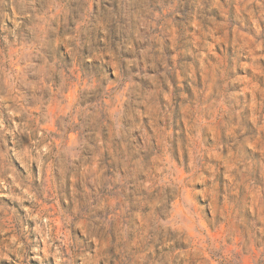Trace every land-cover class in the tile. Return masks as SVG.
<instances>
[{
  "label": "clouds",
  "instance_id": "9594fccd",
  "mask_svg": "<svg viewBox=\"0 0 264 264\" xmlns=\"http://www.w3.org/2000/svg\"><path fill=\"white\" fill-rule=\"evenodd\" d=\"M95 2L98 7L93 12L89 0H79L71 11L56 0H28L26 4L23 0H0V17L16 24V29L0 34V95L13 102L11 108L7 103L4 108L24 117L19 124L12 120L16 127L8 128L0 112V164L4 165L0 184L7 190L0 195L21 201L27 219H34L23 201L29 200L33 208L42 202L55 204L57 196L47 182V172H55L54 188L58 187L64 208L59 211L57 206L64 224L63 238L55 239L63 249L65 264H229L225 253L230 248L241 250L231 252V264H243L245 256L255 261L253 243L264 253V213L254 214L257 204L252 193L258 191L257 182L264 184V165L254 174L239 156L259 139L245 135L243 121L255 116L256 126L264 129V93L257 111L246 113L248 103L242 106L236 90L228 88L233 80H239L237 69L241 65L213 63L202 50L195 56L189 52L185 57L188 62L178 65L184 88L173 90L168 82L170 75H176L175 68L158 70L162 83H157L148 77L147 69L167 63L161 37L171 38L168 33L176 13L170 17L165 11L171 12L175 4L166 5L165 0H104V6L99 7L101 0ZM244 7L264 22V6L250 3ZM156 25L159 33L154 30ZM42 27L47 31L42 32ZM29 39L31 43L25 47ZM257 39L264 37L258 34ZM58 43L63 50L57 49ZM42 49L47 50V57ZM29 51L34 57L24 55ZM21 59L25 73L15 71V63ZM98 59L103 62L91 63ZM80 68L86 69L83 76ZM27 75L33 79H26ZM132 77H140L141 82L153 79L156 87L151 92L142 90ZM18 87L31 93L32 110L25 107L28 100L16 91ZM73 92L75 100L70 102ZM125 94L128 103L118 108V97ZM160 97L170 99L164 112L160 111ZM225 102L231 111L225 110ZM53 106L59 117L50 113ZM32 111L39 115L33 116ZM173 112L177 134L169 136L166 129L171 127ZM54 119L59 122L57 135L41 134ZM185 119L187 133L182 125ZM86 124L91 126L87 139L81 135L78 147L69 148V131L80 135ZM29 126L32 146L23 153L9 149L3 137L15 138L17 129L27 131ZM146 128L158 129L159 135H144ZM211 129L230 137L227 143L216 140L215 152L204 150L200 143L201 135ZM258 150L264 151V141ZM106 152L110 155L104 156ZM217 152L222 155L217 156ZM10 153L29 170L27 183L18 181L15 169L7 166ZM169 155L173 161H168ZM99 157L104 158L97 169ZM181 170H186L187 176L177 182ZM25 192L31 196L23 195ZM192 196L197 197L196 203ZM40 214L53 216L42 208ZM47 225V220L37 223L35 231L51 249ZM222 230L227 243L217 247L213 234ZM26 231L22 226L19 234L24 236ZM69 231L76 243L69 240ZM24 239L28 245L24 252L19 251V245L8 246L21 260L27 250L37 251L32 247L35 242L27 241L26 236Z\"/></svg>",
  "mask_w": 264,
  "mask_h": 264
},
{
  "label": "rangeland",
  "instance_id": "374dc122",
  "mask_svg": "<svg viewBox=\"0 0 264 264\" xmlns=\"http://www.w3.org/2000/svg\"><path fill=\"white\" fill-rule=\"evenodd\" d=\"M26 4L28 0H23ZM44 3L47 0H43ZM58 4L66 5L69 11L74 9L79 0H56ZM91 3V9L93 12L96 11L98 5L95 0H89ZM175 4V7L171 12L165 11V15L171 17L172 13H176L174 19H172V32L168 33L170 39H165L161 37L163 41L162 51L165 56L168 57L166 65H157L155 69H147L148 77H152L157 81V83H162L160 77L157 75V71H164L165 67L167 69H176V75H170L168 82L172 85V89L175 90L177 87L184 88L183 74L179 72L178 65L181 63H186L185 57L191 52L192 56H195L198 51H204L205 57L211 59L213 63L216 61H223L225 64L241 65L237 69V74L239 80H233L229 83L228 88L235 89L238 99L241 100L242 106L246 101L249 107L245 108L246 113L256 112L258 109V101L260 100L261 93H264V39H257V35L264 37V22L259 21L254 15L250 14L247 6L251 5L255 7L264 6V0H165V4ZM104 6V0H101L99 7ZM40 4H37V8ZM9 14H11L9 12ZM227 21V22H225ZM183 25V27H181ZM57 25L53 23V27ZM0 27L3 28V32L0 34H7L9 30L16 29V24L12 20H6L0 17ZM155 32L159 33L161 29L158 25L154 27ZM42 32H46L47 29L42 27ZM18 34V32H17ZM30 35V34H26ZM51 35V34H49ZM47 38V37H46ZM13 37H10V40ZM31 43V40H26L24 42L25 47ZM154 45H157L156 41H152ZM207 44L208 48L201 49V44ZM159 47V45H157ZM58 50H63V46L59 43L57 44ZM43 55L47 57V50H41ZM17 52V50H13ZM170 54V56H169ZM26 56H33L34 53L26 52ZM191 58L189 57V60ZM33 58L32 63H35ZM103 61L98 59L92 61L91 63L100 64ZM0 63H2V58H0ZM113 74L115 73V65H112ZM85 68H80V75L83 76ZM15 71L18 73H25L24 60L21 59L15 63ZM128 79L127 76L124 77ZM26 79L32 80L31 75H27ZM136 83H140L141 89L151 92L155 89L156 84L153 83V79H145L141 82L140 77H132ZM22 93L24 99L28 100L25 107L32 110L33 104L28 97L31 95L30 92H25L23 89L16 90ZM165 91L167 87L165 86ZM242 93V94H241ZM47 99V97H45ZM70 102L75 100V93L69 94ZM5 103H7L8 108L12 107V100L0 95V112L4 115V126L8 128H14L15 125L12 124V120H15L19 124L23 119V114L16 115L14 111H9L8 108H4ZM24 103V100H21ZM128 103L127 94L123 97H118L117 107L126 106ZM160 111H165V105L170 103L169 98L160 97ZM223 107L227 111L232 109L229 107L228 103L225 102ZM53 117H59V111L56 107H51L49 109ZM115 111V109H114ZM33 116L39 115L38 112L32 111ZM77 122L79 123V117H77ZM43 124V121H41ZM258 120L255 116L250 115L249 119L243 121V127L245 130V135L247 136H259V139L254 143H250L245 149L240 153L239 159L244 161L247 165L251 167L253 173L255 174L260 166L264 165V151H260L259 145L261 141H264V129L258 128L256 125ZM58 119H54L52 125L45 126L42 128V132L47 131L50 135L56 136L59 129ZM182 125L185 133L188 131V121L185 119L182 121ZM163 126V122H161ZM90 125H85L83 132L77 135L75 132L69 131L68 147L76 148L80 142V136L85 135L90 131ZM169 136H175L177 134V115L175 112L172 114L171 127L167 128ZM144 135H159V130L145 129ZM210 137V138H209ZM143 139V136L141 137ZM7 141V147L9 149H15V151L23 153L33 144V133L32 128L29 126L27 131H20L17 129L15 133V138L12 135L3 137ZM85 139L87 136L85 135ZM230 137H226L222 132L216 129H211L208 133L202 134L200 138V143L203 145L204 150L209 152H215V141L220 140L227 143ZM210 145L212 147H210ZM227 153H223L226 155ZM75 155V153H73ZM81 155H84L83 153ZM110 153H104V156H109ZM217 156H221V153H216ZM10 159L7 166L15 169L16 178L18 181L27 183V175L29 170L23 169L20 161L14 157V154L10 153ZM104 157H99L97 159L95 167L99 169L101 167V161ZM174 157L172 155L168 156V161H173ZM4 165L0 164V172H2ZM33 175L36 174L37 170L35 165L31 170ZM108 171L107 166L104 168V174L106 175ZM187 176L186 170H181L180 174L176 177L177 182H182ZM255 178V177H254ZM47 182L50 190L54 191L57 196V202L52 203H41V205L33 208L29 200L23 201L25 208L29 212L33 213L34 219H27V213L24 208L20 207L21 201L16 200L14 197L7 194L0 195V264H65V259L62 255L63 249L59 248V242L55 237L60 236L63 238L64 224L62 218L57 214V206L59 205V211H64L63 204L59 200L58 187L54 188L55 182V172L49 170L47 172ZM23 183L21 186L23 187ZM36 181H33V186H35ZM258 191L252 193L256 200L257 210L254 212L255 215H260L264 213V184L257 182ZM18 194L20 190H16ZM0 192L6 193L7 190L0 184ZM23 195L31 196L30 192L22 193ZM193 203L197 202V197H191ZM113 201V205H115ZM41 208L45 213H53V216L41 215ZM44 220L48 222L49 235L48 239L52 241V248L49 249L45 238L41 237L39 232L35 231L37 223ZM25 227L27 231L24 236L19 233L21 228ZM69 240L72 243H76L74 239V233L69 231L67 233ZM195 236V233H193ZM27 237V241L35 242L32 247L37 248V251L33 252L30 249L26 251L24 258L21 260L16 252H9L8 246L16 247L19 245V251L24 252L28 249V245L25 242L24 237ZM213 239L217 242V247L220 246L221 242L227 243V238L224 231L214 233ZM96 242H93L95 246ZM239 244V240H237ZM107 247V245H105ZM235 250L237 252L241 251L239 248H230L228 252L225 253L226 259L231 264V252ZM252 251L256 257L254 261L252 257L245 256L243 259V264H261V257L264 253L261 252L253 243ZM55 253V255L50 254ZM38 257V258H36ZM74 264H81L79 261H74ZM103 264V261L100 262Z\"/></svg>",
  "mask_w": 264,
  "mask_h": 264
}]
</instances>
